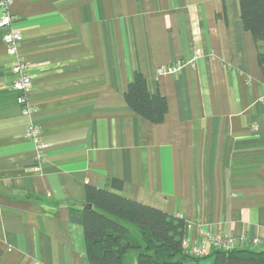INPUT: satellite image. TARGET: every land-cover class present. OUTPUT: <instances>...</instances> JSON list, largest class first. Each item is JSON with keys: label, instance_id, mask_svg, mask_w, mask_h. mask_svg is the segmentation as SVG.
<instances>
[{"label": "crops", "instance_id": "obj_1", "mask_svg": "<svg viewBox=\"0 0 264 264\" xmlns=\"http://www.w3.org/2000/svg\"><path fill=\"white\" fill-rule=\"evenodd\" d=\"M9 11L33 83L24 114L0 28V264H90L71 219L88 185L183 217L195 241L243 235L239 248L264 250L262 43L239 0H14ZM196 49L193 65L159 72ZM136 72L166 97L161 124L126 102ZM215 250L184 262L214 264Z\"/></svg>", "mask_w": 264, "mask_h": 264}, {"label": "trees", "instance_id": "obj_2", "mask_svg": "<svg viewBox=\"0 0 264 264\" xmlns=\"http://www.w3.org/2000/svg\"><path fill=\"white\" fill-rule=\"evenodd\" d=\"M245 28L262 43L259 63L264 68V0H239ZM125 99L140 116L161 124L168 110L160 92L149 90L147 78L136 72L128 84ZM116 186L122 182L113 180ZM87 205L71 208L72 221L84 227L90 264H125L130 250L137 252V264H186L183 249L186 221L183 217L113 193L87 186ZM128 224H133L137 234ZM208 256V255H207ZM206 256V257H207ZM214 264H264V250L217 249Z\"/></svg>", "mask_w": 264, "mask_h": 264}, {"label": "built area", "instance_id": "obj_3", "mask_svg": "<svg viewBox=\"0 0 264 264\" xmlns=\"http://www.w3.org/2000/svg\"><path fill=\"white\" fill-rule=\"evenodd\" d=\"M14 0H0V7L3 9V15L0 18V28L4 31L3 40L8 48V53L14 58L12 70L15 75L12 88L18 91V103L22 106V112L29 114L32 106L27 101V94L32 87L33 79L28 70V65L20 53L23 36L22 33L14 28L13 16L9 9ZM202 54L201 49H196L193 57L187 61H178L177 63L160 67V73H174L179 71L184 65H193L197 58ZM27 135L38 145L37 159L42 162L45 158L43 144L41 143L40 129L34 122L28 127ZM243 235L212 234L205 232L200 241L184 237V251L198 259H203L208 255V244L211 243L216 249L230 251L239 248L244 242ZM253 243H257L253 240Z\"/></svg>", "mask_w": 264, "mask_h": 264}, {"label": "rangeland", "instance_id": "obj_4", "mask_svg": "<svg viewBox=\"0 0 264 264\" xmlns=\"http://www.w3.org/2000/svg\"><path fill=\"white\" fill-rule=\"evenodd\" d=\"M261 50H262V48H261ZM128 225H130V224H128ZM131 225H133V224H131ZM131 225H130V226H131Z\"/></svg>", "mask_w": 264, "mask_h": 264}]
</instances>
